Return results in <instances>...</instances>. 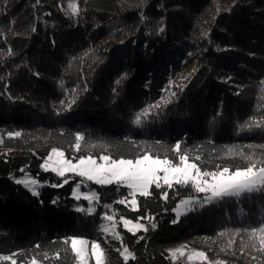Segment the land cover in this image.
I'll list each match as a JSON object with an SVG mask.
<instances>
[{
	"label": "trees",
	"instance_id": "1",
	"mask_svg": "<svg viewBox=\"0 0 264 264\" xmlns=\"http://www.w3.org/2000/svg\"><path fill=\"white\" fill-rule=\"evenodd\" d=\"M169 88L176 98L135 125L136 113ZM253 117H264V0H0V254L40 244L62 254L48 264H75L62 241L80 235L103 242L110 264H124L115 251L120 241L101 231L103 213L116 212L117 221L150 215L157 225L141 221L149 230L133 234L117 224L135 257L127 264H191L170 257L180 244L205 251L214 264H264V253L240 250L243 230L264 224V192L198 204L172 223L176 203L196 195L191 188L166 189L167 201L154 189L132 211L116 203L126 188L87 182L82 188L99 197L88 212L87 201L71 195L81 178L53 187L63 178L41 168L51 147L78 155L70 147L77 132L83 154L132 158L137 145L163 154L180 140L209 170L235 166L243 161L226 159L229 148L264 155V128H241ZM103 144L106 150L89 148ZM23 175L40 183L38 195L16 183Z\"/></svg>",
	"mask_w": 264,
	"mask_h": 264
},
{
	"label": "snow or ice",
	"instance_id": "2",
	"mask_svg": "<svg viewBox=\"0 0 264 264\" xmlns=\"http://www.w3.org/2000/svg\"><path fill=\"white\" fill-rule=\"evenodd\" d=\"M39 2V0H37ZM68 7L73 14L78 13L79 9L76 3L70 2ZM35 29H33L34 31ZM160 31H163L161 28ZM122 77L121 79H124ZM231 79V78H229ZM121 80L116 83L120 84ZM183 87L180 85H174ZM86 90V89H85ZM75 91V90H73ZM115 91V89L113 90ZM166 96H161L155 104H150L136 113L133 123L140 126L144 120L150 115H153L161 107L171 103L176 98L177 93L169 89H165ZM76 102L73 97L68 103L70 108ZM64 105V101L60 102ZM252 127L264 128V117L257 120L251 118L249 122L242 125L243 129H251ZM20 132H9L8 136H20ZM127 140V138H125ZM85 137L82 133L74 134V143L70 145L71 149L78 153L76 156L69 158L65 151L60 147H51L47 156L44 157L41 168L46 172H53L58 177L63 178V184H55L53 187H62L68 184L70 175L81 178L80 183L76 184L73 189V196L79 200L84 199L90 204L98 201L99 197L94 192H81V185L85 182H94L97 185L108 186L116 185L126 188L127 194L117 201L119 205H125L132 211L139 210L138 197L148 198L153 195V190H160L161 198L165 201L169 199V192L176 186H184L191 188L196 195H188L179 200V203L172 209L176 214L177 219L172 223H176L181 215L188 211L194 210L196 205L211 204L215 201L223 200L227 197H241L245 193L264 192V155L257 157L255 153H246L244 151L234 152L232 148L227 149L225 153L226 159H234L239 157L243 162L239 165H231L228 163H216L209 170L202 164L201 155L190 156L189 151L182 146V141L177 140L173 145L169 146L167 152L161 154L153 150V146L147 147L137 145L139 151L132 155V158H125L123 154H104L103 152L93 154L91 151L88 154H83L82 141ZM134 143V142H133ZM157 146L160 142H155ZM107 149L108 145H89V148ZM264 149V145L259 146ZM215 151V149H213ZM17 184H22L27 188H32L33 194L38 195L35 191L37 180L35 179H20ZM167 189V190H166ZM106 208H111V205H104ZM78 211H85L83 208ZM88 212H92L90 207ZM117 213H103V219L108 223L101 226V231L105 235H110L113 240L120 241L123 250L120 247L116 248V253L122 258L124 264L130 259H135L134 254L123 246L122 238L117 231V224L121 223L123 228L128 232L135 234L138 231L147 232L148 226L141 221H149L152 229L157 227L156 223H151L154 217L150 215L140 216L133 220L120 215L119 221L116 220ZM247 233V242L245 243L243 236L241 237V252L245 249H252L257 252L264 253V224L259 227L244 229ZM241 230H235L232 235H240ZM220 236L228 235L227 230L219 233ZM143 239V237H141ZM62 243L66 246L65 251H70L74 255L77 264H110L106 256L103 242L97 240H89L80 235H73L63 239ZM234 243L233 239L228 241L227 247L231 248ZM42 246L36 244L31 253L26 250L12 251L9 254H0V264H48L51 260H59L61 252L55 250L52 255L47 251H40ZM187 245L176 249H169V254L175 261L178 256H187V260L191 264H214L209 260L208 254L205 251L192 248L187 252ZM255 259V257H252ZM223 264V262H220Z\"/></svg>",
	"mask_w": 264,
	"mask_h": 264
},
{
	"label": "rangeland",
	"instance_id": "3",
	"mask_svg": "<svg viewBox=\"0 0 264 264\" xmlns=\"http://www.w3.org/2000/svg\"><path fill=\"white\" fill-rule=\"evenodd\" d=\"M43 163V162H42ZM70 175V179H74V175H71V174H69ZM25 178H29V179H35V178H33V177H30L29 175H23L22 177H21V179H25ZM36 180V179H35ZM80 181L81 180H75V181H73V188H72V192H73V189L76 187V184L77 183H80ZM38 182V181H37ZM86 183L87 182H85L84 184H82L81 185V188H80V191L81 192H93L92 190H90V189H83L82 188V186H85L86 187ZM40 186V183L38 182L37 183V185L35 186V191L38 189V187ZM27 188V187H26ZM27 189H29L30 191H32L33 192V190H32V188H27ZM72 192H71V195L73 196V194H72ZM74 197V196H73ZM185 198V197H184ZM87 206H86V209H88V208H92L93 209V207H94V202H92L91 204L87 201ZM179 203V201L176 203V204H178ZM176 206V205H175ZM174 215H175V219H177V217H176V214L174 213ZM182 216V215H181ZM180 216V217H181ZM135 222V221H134ZM123 227V226H122ZM184 245H187V248L185 249V251L187 252L188 250H190V249H192V247L189 245V244H180V245H177V246H174V247H171V248H169V249H176V248H179V247H181V246H184ZM168 249V250H169ZM122 250H123V248H122ZM168 253H169V251H168ZM170 255V254H169ZM170 257L172 258V256L170 255ZM178 258H182L184 261H185V263H190L188 260H187V256L185 255L184 257H179L178 256ZM75 264H77V262H76V260H75Z\"/></svg>",
	"mask_w": 264,
	"mask_h": 264
}]
</instances>
